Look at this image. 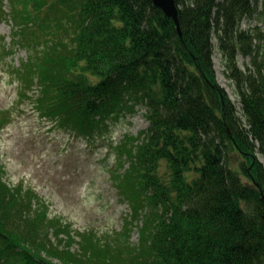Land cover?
<instances>
[{
    "label": "trees",
    "instance_id": "16d2710c",
    "mask_svg": "<svg viewBox=\"0 0 264 264\" xmlns=\"http://www.w3.org/2000/svg\"><path fill=\"white\" fill-rule=\"evenodd\" d=\"M7 1L2 50L32 53L13 68L21 99L90 142L140 108L149 128L117 148L130 213L114 234L50 217L0 163V264H264V31L241 30L264 0H175L182 35L151 0ZM218 50L240 109L218 82Z\"/></svg>",
    "mask_w": 264,
    "mask_h": 264
},
{
    "label": "rangeland",
    "instance_id": "374dc122",
    "mask_svg": "<svg viewBox=\"0 0 264 264\" xmlns=\"http://www.w3.org/2000/svg\"><path fill=\"white\" fill-rule=\"evenodd\" d=\"M3 5L9 21L0 22V116L5 111L7 120L0 133L4 181L14 188H33L48 205L50 217L62 218L76 230L121 232L130 211L114 186L117 148L123 145L124 136L135 137L149 128L145 110L140 108L135 114L123 115L96 142L66 132L42 117L31 99L20 98L18 76L13 73V68L27 60L31 51L17 47L9 56L2 50L3 45L9 47L13 43L14 33L11 3L4 0ZM257 8L256 15L243 21L241 30L251 34L264 31V11L261 4ZM215 52L218 82L240 109L236 85L224 72L223 55L219 50ZM238 61L241 67L249 62L241 55ZM242 114L240 110L239 116ZM138 239V231H132L130 242L138 243Z\"/></svg>",
    "mask_w": 264,
    "mask_h": 264
},
{
    "label": "water",
    "instance_id": "95a60500",
    "mask_svg": "<svg viewBox=\"0 0 264 264\" xmlns=\"http://www.w3.org/2000/svg\"><path fill=\"white\" fill-rule=\"evenodd\" d=\"M156 7L173 20L177 25L178 32L182 35L179 23V10L175 0H151Z\"/></svg>",
    "mask_w": 264,
    "mask_h": 264
}]
</instances>
